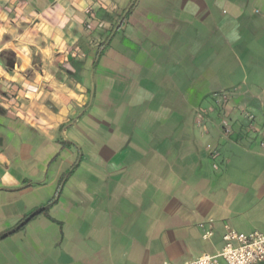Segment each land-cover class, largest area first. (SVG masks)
Wrapping results in <instances>:
<instances>
[{
	"label": "crops",
	"instance_id": "1",
	"mask_svg": "<svg viewBox=\"0 0 264 264\" xmlns=\"http://www.w3.org/2000/svg\"><path fill=\"white\" fill-rule=\"evenodd\" d=\"M263 140L264 0H0V236L54 200L0 264H183L225 225L264 233Z\"/></svg>",
	"mask_w": 264,
	"mask_h": 264
},
{
	"label": "built area",
	"instance_id": "2",
	"mask_svg": "<svg viewBox=\"0 0 264 264\" xmlns=\"http://www.w3.org/2000/svg\"><path fill=\"white\" fill-rule=\"evenodd\" d=\"M228 92H216L213 94L217 105L228 102ZM244 115L253 120L254 116L250 112ZM226 131H230L226 129ZM264 148V140L261 141ZM223 234V247L217 255L203 254L197 259L183 264H213L216 258H222L226 264H259L264 261V233L253 231L249 233L240 232L229 225H225ZM212 234L208 231L204 234V238ZM161 264H175L171 261H164Z\"/></svg>",
	"mask_w": 264,
	"mask_h": 264
},
{
	"label": "trees",
	"instance_id": "3",
	"mask_svg": "<svg viewBox=\"0 0 264 264\" xmlns=\"http://www.w3.org/2000/svg\"><path fill=\"white\" fill-rule=\"evenodd\" d=\"M77 165L76 164L73 166V168ZM65 180V176L62 178V183ZM54 202V200H52L50 203H48L47 205L38 208L32 212H30L29 214H27L16 226H14L13 228H11L10 230L6 231L5 233H3L0 238H4L20 229H22L29 221H31L35 216H37L39 213L46 211V209L49 207V205H51Z\"/></svg>",
	"mask_w": 264,
	"mask_h": 264
}]
</instances>
